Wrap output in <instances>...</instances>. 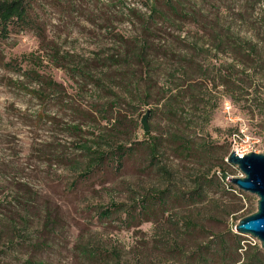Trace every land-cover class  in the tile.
I'll return each mask as SVG.
<instances>
[{
  "label": "rangeland",
  "instance_id": "1",
  "mask_svg": "<svg viewBox=\"0 0 264 264\" xmlns=\"http://www.w3.org/2000/svg\"><path fill=\"white\" fill-rule=\"evenodd\" d=\"M143 3L145 0H32L30 13L49 41L80 61L95 53H107L110 48L111 40L103 38L106 34L101 30L103 13L113 15L133 7L148 13ZM184 3L210 17H220L232 31L247 39L254 34L244 23L251 13L254 20L262 21L264 32V0ZM157 6L166 9L161 1ZM247 7H253L254 12H247ZM189 24L193 22H187L189 27L183 30L181 39L193 44V34L188 35L193 26ZM114 27L127 34L140 29L139 24L127 21ZM160 39L163 44L167 37ZM181 47L187 49L184 44ZM204 51L199 58L204 68L233 63L230 56L215 52L207 42ZM26 56L40 57L36 64L42 71L75 95L68 74L52 66L42 51L34 28L15 25L8 38H0V264H219L213 252L199 250L198 245L208 242L211 236L215 242L210 245H219L222 235L226 236V245L240 242L241 263L250 246L261 249L257 239L236 233L239 221L257 211L258 198L243 192L238 198L239 193L228 192L233 186L229 180L241 172L227 161L231 152L248 146L246 143L254 153L264 154V77L247 72L254 78L247 101L235 103L222 87H209L194 102L185 99L183 116L179 117L153 104L122 106L126 122L116 134V142L127 147L131 144L132 151L123 158L121 168L114 162L80 177L70 169L43 161L47 143L67 145L69 152L74 148L63 131L69 121L63 105L53 99L42 105L10 87L9 81L19 75L3 63L16 61L24 69L33 68L30 60L23 62ZM160 63L170 65L163 60ZM43 108L45 118L61 114L57 118L60 123L37 120ZM149 110L150 131L145 133L141 121ZM107 125L102 123L104 129ZM154 146L156 161L151 160ZM208 177H212V185L204 184ZM168 186L190 197L169 198L173 205L167 212L152 200H148L150 215L134 207L136 200L150 198ZM199 188L202 198H192ZM19 201L30 202L26 214L9 206ZM107 209L109 214H104ZM48 215L59 223L55 232L45 227ZM179 219H193L194 227L180 233L175 224ZM92 248L101 253L90 255ZM206 255L208 263L203 259Z\"/></svg>",
  "mask_w": 264,
  "mask_h": 264
},
{
  "label": "trees",
  "instance_id": "2",
  "mask_svg": "<svg viewBox=\"0 0 264 264\" xmlns=\"http://www.w3.org/2000/svg\"><path fill=\"white\" fill-rule=\"evenodd\" d=\"M158 1L165 3L166 9L158 8ZM101 6L103 7V3ZM143 6L147 8L148 13L137 7L120 10L113 15L103 13L101 30L106 34L103 38L111 40L110 48L107 53H95L90 58L76 61L74 55L62 53L53 41H49L41 27L31 18L32 0H0V38H8L11 28L15 25L34 28L40 37V47L48 55L51 65L63 69L75 87V95H70L64 85L58 83L36 64L40 57H24L23 62L30 60L33 68L24 69L21 63L16 61L3 63L6 68L18 72L19 75L9 81L11 88L31 99L39 100L42 105L46 100L53 99L58 105H63V108L61 107L63 111L68 112L66 115L69 121L65 123L63 131L72 141L70 144L74 148L73 151H67V145L47 143L43 161L55 164L60 169H70L80 177L114 162L117 168H121L123 158L133 148L131 144L127 147L116 142V134L126 122L124 120L126 116L121 112L122 106L138 107L153 104L157 108L161 106L167 109L170 116L179 117L183 116L182 105L185 99L194 102L200 98L199 96H204L209 87L212 90L222 87L235 103L247 101L249 91L253 88L251 82L254 80L247 72L251 70L255 76L259 74L264 77L263 23L258 19L254 20L251 13L249 18H244V23H247L248 28L254 33L247 39L232 31L231 25L222 21L220 17L205 15L196 6L185 5L184 0H145ZM246 9L249 12L250 9L248 7ZM251 10L254 12L253 7ZM126 21L139 24L140 29L127 34L114 27L115 24ZM188 21L193 22L189 24L193 26V31L188 32V35L193 34V44H187L181 39L183 30L189 27ZM161 36L167 37L163 44ZM205 42L215 52L230 56L233 63L219 68L215 65L208 69L204 68L199 58L202 52H205ZM182 44L187 48L184 51ZM160 60L170 62V65L164 66ZM2 61L0 57V63ZM262 106L264 107V99ZM45 114L43 108L37 120L49 121L51 125L60 123L57 118L61 114L53 113L54 116L51 118H45L47 116ZM103 122L108 123L105 129L102 127ZM156 151L157 147L154 146L151 158L153 161L157 159ZM0 173L3 172L0 170ZM204 184L212 185V177L204 179ZM230 188L228 192L237 191L243 196V193L233 186ZM25 190L28 191L29 188ZM174 190L168 186L157 191V194H151L150 198L142 197L136 200L134 207H138L142 214L150 215L148 200H152L167 212L173 205L169 198L188 200L190 197ZM201 191L200 188L195 191L192 198L201 199L203 196ZM15 199L17 201V198ZM6 203L3 206L8 204ZM13 205L20 214H26L31 206L30 202L22 201L9 204ZM108 210L104 214H109ZM202 215L200 212L199 216ZM47 218L45 227L55 232L59 227L57 219L51 218V215ZM175 224H178L182 233L188 227L193 228L195 223L193 219L190 221L179 219ZM180 233L178 231V234ZM235 238L237 239L238 235ZM218 239L219 245H210L215 242L214 236H211L208 242H203L204 245L203 243L198 245V249L213 252L219 264H264V253L259 247L250 246L241 263L238 251L243 247L238 245L240 242L229 246L226 245V236L222 235ZM174 245L178 243L174 241ZM212 246L216 249L213 250ZM176 248L178 249V246ZM252 251L254 253L251 254ZM99 253L101 252L94 248L90 251V255ZM203 259L205 263L209 262L207 255Z\"/></svg>",
  "mask_w": 264,
  "mask_h": 264
},
{
  "label": "water",
  "instance_id": "3",
  "mask_svg": "<svg viewBox=\"0 0 264 264\" xmlns=\"http://www.w3.org/2000/svg\"><path fill=\"white\" fill-rule=\"evenodd\" d=\"M150 115L149 110L141 121L145 133L150 131ZM227 162L237 167L243 175V177L231 178L229 182L239 191L258 198L257 211L239 221L236 233L257 239L261 249L264 250V154L250 153L241 158L236 152H231Z\"/></svg>",
  "mask_w": 264,
  "mask_h": 264
},
{
  "label": "built area",
  "instance_id": "4",
  "mask_svg": "<svg viewBox=\"0 0 264 264\" xmlns=\"http://www.w3.org/2000/svg\"><path fill=\"white\" fill-rule=\"evenodd\" d=\"M246 145H248V146H241V147H239L238 149H236L235 151H233V152H236V154L239 156V157H241V158H243L244 156H246V155H248V154H250V153H254L253 152V149L251 148V145H249V143H246ZM239 177H243V175L242 174H240L238 177H235V178H239ZM232 178H234V177H232ZM236 194H238L237 193V191H234ZM241 192V191H240ZM241 197H242V195H240Z\"/></svg>",
  "mask_w": 264,
  "mask_h": 264
}]
</instances>
